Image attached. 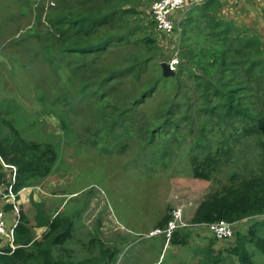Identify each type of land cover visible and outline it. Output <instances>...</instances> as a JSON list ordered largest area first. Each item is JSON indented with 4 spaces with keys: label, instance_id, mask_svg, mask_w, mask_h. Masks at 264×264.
<instances>
[{
    "label": "trees",
    "instance_id": "obj_1",
    "mask_svg": "<svg viewBox=\"0 0 264 264\" xmlns=\"http://www.w3.org/2000/svg\"><path fill=\"white\" fill-rule=\"evenodd\" d=\"M55 1L41 7L36 16L46 32L40 37L47 39L42 52L68 66L70 81L90 76L82 89L93 97L105 129L135 130L132 135L142 138L144 147L162 145L166 151H173L175 145L179 150L184 132L197 129V138L188 145L194 177L213 181L224 168L235 167L229 181L208 193L190 220L192 224L231 223L233 240L222 248L215 247V240L200 247L197 264H260L257 256H264V34L224 20L219 15L221 4L208 0L189 8L172 34L159 31L180 42V51L166 56L148 10L156 0ZM174 57L176 76L165 77L161 62ZM9 111L13 117L0 116V182L7 185L11 178L3 163L14 165V190L20 192L52 173L58 150L51 141L23 136L15 126L16 108ZM34 206V226L21 207L14 250L0 239V264L117 262L119 248L102 243L98 255L75 258L66 246L74 233L73 219L64 214L52 217L40 203ZM11 208L5 207L8 215ZM170 213L156 227L166 226ZM246 221L249 224L243 227ZM40 228L44 231L37 237L34 230ZM194 230L178 229L167 251L188 245Z\"/></svg>",
    "mask_w": 264,
    "mask_h": 264
},
{
    "label": "rangeland",
    "instance_id": "obj_2",
    "mask_svg": "<svg viewBox=\"0 0 264 264\" xmlns=\"http://www.w3.org/2000/svg\"><path fill=\"white\" fill-rule=\"evenodd\" d=\"M54 3L0 0V116L13 117L9 109L16 108L15 126L23 136L51 141L58 150L52 173L20 195L19 206L31 225H35V202L52 217L68 215L74 233L66 246L74 257L98 255L102 243L119 248L115 264H197L200 247L211 240L216 248L226 247L233 239H218L203 230H194L188 245L169 251H164V239L148 236L175 207L183 210L189 222L205 196L227 183L235 167L224 168L213 181L194 177L188 145L197 138V129L184 132L185 142L173 151L162 145L144 147L142 138L132 135L135 130L105 129L98 121L93 97L82 89L90 76L70 81L68 66L47 59L42 52L46 32L36 16L41 7ZM157 33L166 56L180 51L179 41ZM164 61L176 68L178 59ZM244 224L247 227L249 222ZM34 232L40 237L43 231ZM257 260L264 264V256Z\"/></svg>",
    "mask_w": 264,
    "mask_h": 264
},
{
    "label": "built area",
    "instance_id": "obj_3",
    "mask_svg": "<svg viewBox=\"0 0 264 264\" xmlns=\"http://www.w3.org/2000/svg\"><path fill=\"white\" fill-rule=\"evenodd\" d=\"M186 0H156L151 5V13L156 24V28L160 32L172 34L176 28L174 13L183 8ZM173 66V63H171ZM174 68V66H173ZM175 69V68H174ZM6 168L11 171V178L7 185L0 182V239L4 245L12 250L16 248L15 229L20 223L21 207L19 206L20 192H15L14 185L17 177V168L14 165L3 163ZM11 205V215H8L5 207ZM171 218L164 227H155L149 233V237H157L164 239V251L170 245L174 233L182 228H193L195 230H208L214 237L218 239H228L233 235V226L224 220L208 223V224H192L186 221L183 210L175 207L171 210Z\"/></svg>",
    "mask_w": 264,
    "mask_h": 264
},
{
    "label": "crops",
    "instance_id": "obj_4",
    "mask_svg": "<svg viewBox=\"0 0 264 264\" xmlns=\"http://www.w3.org/2000/svg\"><path fill=\"white\" fill-rule=\"evenodd\" d=\"M206 1L208 0H186L184 7L177 10L174 13L173 15L174 20H176L177 18V21H180L181 19L185 18L189 8L198 5L200 6ZM217 1L222 6L219 15L224 20L233 22L239 26L254 28L260 31L262 34H264V0H217ZM29 189H30L29 187L22 189L20 191L19 196L21 195V193L25 194L26 192H28ZM39 230L44 231L43 228H40ZM205 232L207 234L212 235L208 230H206ZM159 240L161 239L159 238Z\"/></svg>",
    "mask_w": 264,
    "mask_h": 264
},
{
    "label": "water",
    "instance_id": "obj_5",
    "mask_svg": "<svg viewBox=\"0 0 264 264\" xmlns=\"http://www.w3.org/2000/svg\"><path fill=\"white\" fill-rule=\"evenodd\" d=\"M161 68L165 77H175L176 72L171 63L163 61L161 62Z\"/></svg>",
    "mask_w": 264,
    "mask_h": 264
}]
</instances>
